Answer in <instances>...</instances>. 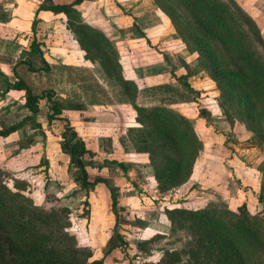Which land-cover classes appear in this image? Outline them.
Here are the masks:
<instances>
[{
	"label": "trees",
	"instance_id": "1",
	"mask_svg": "<svg viewBox=\"0 0 264 264\" xmlns=\"http://www.w3.org/2000/svg\"><path fill=\"white\" fill-rule=\"evenodd\" d=\"M82 0L54 3L42 0L36 10L62 12L66 15L68 28L73 32L85 58L98 63L106 77L118 84L122 93L131 101L135 110L137 128L131 142L136 152L147 154L152 177L158 191L165 192L185 183L202 151L203 143L191 118L171 106L156 104L142 106L135 103L137 85L122 75L115 44L100 30L90 26L81 18L75 7ZM160 11L171 22L173 30L190 53H196L192 64L182 61L186 72L177 75L178 66L166 52L162 59L170 65L169 73L194 94L198 93L187 82L195 73L206 71L216 82L228 120L241 119L253 135L262 136L264 145V37L252 17L236 0H153ZM133 31L141 37L144 31L133 24ZM30 51L38 52L43 58L39 44L32 40ZM29 70L34 68L25 61ZM46 64V63H45ZM47 69V65L45 67ZM45 70V69H44ZM14 80L3 75L2 92L10 89L21 91V106L27 110L19 120L0 128V137H6L21 129L26 122L36 128L39 99L45 98L48 106L46 120L61 122L60 150L76 167L73 181L84 191L83 209L89 213V195L102 184L110 199L114 215L112 233L117 243L110 242L105 254L114 248L125 251L128 240L117 230L120 211L116 187L100 176H90L88 167L101 168L115 163L128 178V167L123 161L110 156L102 164H95L94 151L86 146L69 119L62 116L63 107L52 98V90L35 93L11 67ZM198 95L193 98L196 101ZM235 105V106H233ZM205 116V110L199 108ZM207 116L205 120L207 121ZM41 129V128H39ZM45 166L48 162L42 158ZM44 167V176L47 175ZM258 194L256 200L264 208V159L257 166ZM1 172V171H0ZM135 186V184L133 183ZM22 182L15 181L14 189L0 180V264H103V258L91 259L92 251L78 245L75 236L68 230L67 208L45 209L36 206L24 193ZM202 206L199 208L165 207L170 232L181 230L186 239L179 248H166L161 256L150 264H264V213H252L245 202L235 208ZM127 221V220H122ZM148 240H138L143 248ZM128 257V256H127ZM127 264H132L130 259ZM146 264V263H144Z\"/></svg>",
	"mask_w": 264,
	"mask_h": 264
},
{
	"label": "rangeland",
	"instance_id": "2",
	"mask_svg": "<svg viewBox=\"0 0 264 264\" xmlns=\"http://www.w3.org/2000/svg\"><path fill=\"white\" fill-rule=\"evenodd\" d=\"M126 2L131 4L128 7L126 3L129 10L138 9L137 5H140L143 11L146 9L149 11L151 8L148 0ZM92 15L94 14L92 13ZM97 22H100L102 27H108L102 19ZM258 23H260L259 20ZM163 39L164 41L162 38L153 40L154 45H151L154 49L152 50L153 54L142 58L141 61L148 64L149 61L158 59L157 52H161V48L166 47L168 54H172L173 62L178 66L175 74L183 73L186 69L181 65L182 61L192 64L194 56L180 46V38L176 36L174 30L171 29L170 33H164ZM73 56L75 57V55ZM67 57L72 56L67 55ZM88 68L97 78V64ZM53 78L54 81L57 80L60 84L65 83L64 85L67 86L65 75L62 76L57 71ZM61 78H63L62 81H60ZM97 80L106 92L107 99L112 101L118 98L117 87L106 82L102 75ZM190 80V84L197 88L199 99L188 105L175 104L177 109L190 115L194 128L203 143L202 151L194 164L189 179L171 190L160 192L152 177V169L146 153L142 152L133 156L124 155L121 160L116 159L126 161L132 172L130 183L119 185L116 182L119 187L124 188L121 193L133 196L132 199L129 196L125 201V210L120 211V222L117 225L119 233L128 240V245L125 248L128 257L119 248H114L103 256L104 248L110 242L117 243V239L112 233L114 215L110 209V199L106 195L107 190L100 184L89 195V213L86 214L84 211V191L77 182L73 181L77 171L76 167L69 163V157L63 154L59 148V143L62 140L60 137L62 128L58 119L49 124L44 122L45 128L43 129L45 131L39 128H29V126L19 129L18 133L1 141L0 180L13 189L15 181L22 182L25 186L24 193L38 207L45 209L67 208L68 215L63 212L61 217L63 218L65 215L66 219L63 220L68 218V230L75 236L78 245L91 249L90 260L102 257L103 264H127L129 259L132 264H150L161 256L164 249L181 247L186 235L181 230L170 232L169 222L164 213L165 207H219L223 202L233 209L237 204L245 202L252 213H264L263 206L256 200L259 188L257 166L264 159L262 136L253 135L245 123L237 117L233 119V122L228 120L224 110L225 107L228 108V105L222 102L216 82L211 76H208L206 71L195 73ZM99 82L92 87V90L99 86ZM146 95L144 90H141L139 101L147 99ZM154 95L151 97L152 103L168 102V97L164 98L160 93ZM44 104L41 102V110H45ZM199 108L205 110L206 113L203 115L207 116V121L205 116L200 115ZM121 109L125 114H128L125 108ZM111 113L118 114L116 120H118L119 127L124 124L122 122H128L124 116H120L119 109L116 108ZM79 130V134L84 135L87 145L95 150V162H101L107 156L111 157V155L103 153L106 148L100 134H106L105 129L99 131L98 128H92L90 124H86V128H79ZM23 133L26 135L25 137H22ZM133 133L136 134L133 130L128 129L124 134L129 136ZM117 156L120 158V155ZM42 158L47 160V167ZM44 167L47 170L46 176L43 172ZM98 172L99 168H94L90 170V176H96L95 174ZM110 175L106 179L114 185V179ZM228 175H232L234 178H227ZM235 176H238L237 179ZM131 182H134V187ZM126 188L129 189L126 190ZM122 202L124 201L122 200ZM156 234H162V237H154L153 240L147 241L143 248L136 244V241L148 240Z\"/></svg>",
	"mask_w": 264,
	"mask_h": 264
},
{
	"label": "crops",
	"instance_id": "3",
	"mask_svg": "<svg viewBox=\"0 0 264 264\" xmlns=\"http://www.w3.org/2000/svg\"><path fill=\"white\" fill-rule=\"evenodd\" d=\"M52 1L54 3H62L72 0ZM126 1L129 2V0H82L75 7L80 11L84 22L103 32L115 44L119 54L118 61L122 68V75L134 81L137 85L135 96V103L137 105H156V103H152L151 97L159 93L164 98L168 97V102L157 104L177 109L175 104L188 105L194 103L193 98L197 94L190 92L183 84L182 79L175 80L170 75V65L162 59L161 54L162 52L168 54L166 47H162V50L158 48L161 50V52H157L159 55L158 59L149 61L148 64H144L141 61L142 58L153 54V40L162 38L164 41V33H170L171 29L173 31L171 22L154 4L153 0H148L151 5L149 11L147 9L143 11L140 5H137L138 9L136 10H129L127 6L129 7L131 4ZM236 1L252 17L263 35L264 0ZM41 2L42 0H0V72L8 77L9 80H14L15 77L11 72V67L15 65L17 74L35 93H39L47 88L52 90V98L63 107L61 115L69 119L70 124L76 129L78 135L92 151L95 152L94 149L87 145L84 135L82 133L79 134V128H86V124H90L92 128H98L99 131L101 129V131L104 129L107 131L105 132L106 134H100L103 137V145L106 148L103 152L104 154L107 153L112 158L118 160H121L124 155H138L141 152L134 150L131 136L124 134L128 129L138 127V123L135 120V110L131 101L122 93L121 88L116 82L106 77L98 63L85 58L84 51L73 32L68 28L66 15L62 12L54 13L50 10H36ZM100 19L108 25L107 28L102 27L101 23L97 22ZM258 20L260 23H258ZM134 23L144 31L145 36L141 37L136 31L132 30ZM106 29H109V31H106ZM32 40H35L39 44L45 62L38 52L30 51ZM180 43L181 45H178L185 50V45L181 41ZM185 51L188 52L187 50ZM188 53L195 58L196 53ZM67 55L72 57L68 58ZM168 55L171 57L172 54ZM25 61L31 63L34 71L28 69ZM96 64L98 71L97 78H100L102 75L106 82L118 88V98L115 100L111 101L107 99L108 96L102 89V86H100L99 80L88 68ZM46 65L47 69L45 68ZM57 71L62 76L65 75L67 86L64 85L65 83L60 84L57 80H55L56 82L54 81L53 76ZM180 74L182 73L179 72L177 75ZM3 75H0V128L19 120L27 113V110L21 106L20 90L10 89L2 92L4 85ZM194 75L188 76L187 82L189 84L191 77H194ZM98 82L99 86H96V89L92 90V87L97 85L96 83ZM78 84L79 86H77ZM90 86L91 88H89ZM190 86L197 91L196 86L193 84H190ZM141 90H144L147 94L146 98L148 100L139 101ZM196 99H199V96ZM41 102L45 103V110H41ZM38 106L37 122L41 124V127L38 128L45 131L43 129L45 126L43 125L44 122L47 123L46 111L48 110L46 99H39ZM116 108L119 109L120 116H124V119L128 120V122H122L124 124L120 127L118 126V120H116L118 114L111 113ZM121 108H125L128 114H125ZM177 110L190 118V115L184 113L182 110ZM27 127L36 128L29 121L20 128ZM119 128H121V131H119ZM18 131L20 130L18 129L6 137H0V143L11 135L18 133ZM25 136L23 133L22 137ZM117 155H120V158ZM128 159L130 160V158ZM102 162L94 163L101 165ZM123 162L127 164L126 161ZM127 167L126 173L128 178L123 175V171L115 163L102 165L99 168V172L95 174L105 180H107L106 177L108 175L114 174L110 176L114 179L115 183L113 186L116 187L118 192V203L122 206H126L125 201L130 196L121 193L124 188L119 187L120 184L126 185L130 183L129 179H132L130 177L132 173L130 171L131 167L129 168L128 164ZM93 169L92 167H88L87 170L90 175V170ZM237 177L235 176L236 179ZM227 178L234 177L228 175ZM133 183L131 182L132 187H134ZM128 189L126 188V190ZM132 197L130 196V199Z\"/></svg>",
	"mask_w": 264,
	"mask_h": 264
}]
</instances>
